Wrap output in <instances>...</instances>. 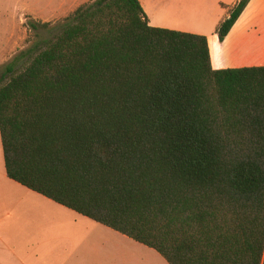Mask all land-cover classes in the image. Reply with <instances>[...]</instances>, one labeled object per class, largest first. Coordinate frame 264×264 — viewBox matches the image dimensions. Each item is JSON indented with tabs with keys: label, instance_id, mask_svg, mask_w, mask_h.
Instances as JSON below:
<instances>
[{
	"label": "trees",
	"instance_id": "obj_1",
	"mask_svg": "<svg viewBox=\"0 0 264 264\" xmlns=\"http://www.w3.org/2000/svg\"><path fill=\"white\" fill-rule=\"evenodd\" d=\"M0 134L10 179L169 264H264V66L214 69L207 36L152 26L140 0L84 3L24 49Z\"/></svg>",
	"mask_w": 264,
	"mask_h": 264
},
{
	"label": "crops",
	"instance_id": "obj_2",
	"mask_svg": "<svg viewBox=\"0 0 264 264\" xmlns=\"http://www.w3.org/2000/svg\"><path fill=\"white\" fill-rule=\"evenodd\" d=\"M140 1L152 26L207 36L214 69L264 66V0H250L222 41L217 27L241 0ZM4 188L0 194V264H90V251L47 249L39 247L40 243L34 248L19 247L32 238H60L55 219H60L65 206L25 186Z\"/></svg>",
	"mask_w": 264,
	"mask_h": 264
},
{
	"label": "rangeland",
	"instance_id": "obj_3",
	"mask_svg": "<svg viewBox=\"0 0 264 264\" xmlns=\"http://www.w3.org/2000/svg\"><path fill=\"white\" fill-rule=\"evenodd\" d=\"M92 1L94 0H0V77L24 49L36 41L52 38L68 16L80 5ZM33 21L48 23V26H40L38 30H34L30 26ZM23 66L24 64H18L15 72ZM9 77L10 75L7 79ZM0 187H24L6 176L1 134ZM2 189L0 188V194L4 193ZM61 209L62 215L58 216L60 219H55L57 230L62 233L60 238H32L25 244L17 245L34 248L40 243L39 247L47 249L90 251V264H169L155 249L68 208Z\"/></svg>",
	"mask_w": 264,
	"mask_h": 264
}]
</instances>
